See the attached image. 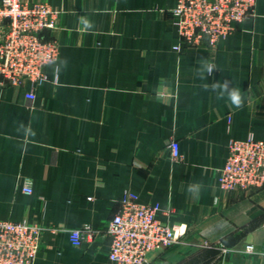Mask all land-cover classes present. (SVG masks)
<instances>
[{"label": "crops", "instance_id": "obj_1", "mask_svg": "<svg viewBox=\"0 0 264 264\" xmlns=\"http://www.w3.org/2000/svg\"><path fill=\"white\" fill-rule=\"evenodd\" d=\"M45 1L58 10L59 44L46 78L33 99L0 85V219L46 227L34 264H113L108 234L76 246L69 232L103 228L126 191L187 227L146 264H264V186H218L228 143L264 139V0L211 52L173 48L176 0ZM224 80L241 108L218 98Z\"/></svg>", "mask_w": 264, "mask_h": 264}, {"label": "built area", "instance_id": "obj_2", "mask_svg": "<svg viewBox=\"0 0 264 264\" xmlns=\"http://www.w3.org/2000/svg\"><path fill=\"white\" fill-rule=\"evenodd\" d=\"M255 3L256 0H176L171 13L180 42L173 48L179 52L204 45L213 51L222 37L254 15ZM57 14L58 10L45 0H0L1 86L26 87V97L34 98L35 87L46 78V65L58 54L59 44L51 35ZM167 147L170 159L180 161L178 141L170 140ZM218 186L244 194L264 186V139L249 137L228 143ZM22 190L31 192L29 181ZM168 213L159 203L140 202L135 193L126 191L103 228L90 224L72 228L70 241L77 246L98 234H108L111 242L107 256L111 263L146 264L153 252L177 243L186 231L184 223L170 222ZM45 229L27 219H0V264H34ZM201 245L218 247L222 254L231 250L220 242L204 240ZM244 250L250 252L252 245L247 244Z\"/></svg>", "mask_w": 264, "mask_h": 264}, {"label": "clouds", "instance_id": "obj_3", "mask_svg": "<svg viewBox=\"0 0 264 264\" xmlns=\"http://www.w3.org/2000/svg\"><path fill=\"white\" fill-rule=\"evenodd\" d=\"M85 24L89 27L91 26L87 21H85ZM64 63L66 64V61ZM213 68V65H208L206 69L208 75L212 74ZM213 88L220 90L218 98H223L226 94L228 100L233 106H235L236 108H241L243 106V97L240 90L236 87H230V82L228 80H224L223 83L217 82L215 85H213Z\"/></svg>", "mask_w": 264, "mask_h": 264}]
</instances>
